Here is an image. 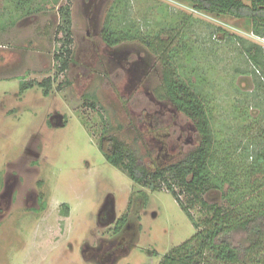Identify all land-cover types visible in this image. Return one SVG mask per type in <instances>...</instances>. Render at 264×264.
Segmentation results:
<instances>
[{"label": "rangeland", "instance_id": "374dc122", "mask_svg": "<svg viewBox=\"0 0 264 264\" xmlns=\"http://www.w3.org/2000/svg\"><path fill=\"white\" fill-rule=\"evenodd\" d=\"M114 1L61 0L54 6L49 0L43 11L23 15L0 0V264H159L196 232L165 187L137 184L99 148L107 128L155 169L199 143L195 122L158 92L159 57L139 40L109 46L102 38ZM67 3L73 61L61 71L55 57L64 43L59 7ZM161 8L168 12L165 20L174 17L197 46V59L184 56L183 70L195 83L202 75L207 79L216 125L232 118L235 104L243 111L239 99L255 89L263 72L241 53L236 35L263 48L264 36L243 19L215 18L178 0H131L129 15L142 24L146 17L155 22ZM188 16L192 26L184 22ZM47 78L48 95L41 85L21 92L22 81ZM39 197L47 202L44 209ZM206 199L224 202L216 189ZM191 211L202 218L199 205ZM232 237L243 242L246 233Z\"/></svg>", "mask_w": 264, "mask_h": 264}, {"label": "trees", "instance_id": "16d2710c", "mask_svg": "<svg viewBox=\"0 0 264 264\" xmlns=\"http://www.w3.org/2000/svg\"><path fill=\"white\" fill-rule=\"evenodd\" d=\"M7 1L15 11L31 15L43 11L45 1L49 0ZM60 1L52 0L54 6ZM130 1H114L101 30L102 38L109 46L139 40L159 57L163 85L158 92L195 122L199 143L180 160L150 169L137 147L108 134L105 128L99 140L101 152L137 184L153 191L165 187L193 223L196 232L165 253L159 264H264V48L256 43L247 44L245 38L236 35L241 53L252 62L255 71L261 70L263 74L256 78L255 89L239 99L246 108L242 111L241 105L235 104L232 118H223L218 126L212 91L205 90L207 79L202 75L195 83L191 72L183 70L184 56L189 62L197 59V46L183 32V25L174 17L165 20V8L160 9L161 16L155 22L146 17L142 24L130 17ZM178 1L215 18L243 19L252 32L264 36V0ZM59 11L58 29L64 35V43L55 57L60 70L65 71L73 61L72 11L69 3L60 5ZM191 18L188 16L184 22L192 26ZM218 30L227 32L221 26ZM51 83V78L41 82L24 80L21 92L41 85L48 95ZM249 107H256L259 112L252 116ZM214 189L221 191L223 204L206 199ZM142 195L148 199L147 193ZM41 205L44 209L47 202L41 199ZM196 205L202 211L200 220L191 211ZM63 210L69 213L68 203L63 204ZM124 222L122 218L118 232ZM238 230L246 233V239L235 243L232 236Z\"/></svg>", "mask_w": 264, "mask_h": 264}, {"label": "flooded vegetation", "instance_id": "af4514ba", "mask_svg": "<svg viewBox=\"0 0 264 264\" xmlns=\"http://www.w3.org/2000/svg\"><path fill=\"white\" fill-rule=\"evenodd\" d=\"M38 200H39V203L41 204V197H39Z\"/></svg>", "mask_w": 264, "mask_h": 264}]
</instances>
